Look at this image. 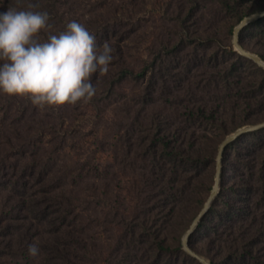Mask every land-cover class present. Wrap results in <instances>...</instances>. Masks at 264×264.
I'll return each instance as SVG.
<instances>
[{
  "label": "trees",
  "instance_id": "1",
  "mask_svg": "<svg viewBox=\"0 0 264 264\" xmlns=\"http://www.w3.org/2000/svg\"><path fill=\"white\" fill-rule=\"evenodd\" d=\"M249 2L220 0L224 15L235 19L224 28L229 36L253 14L240 9ZM63 4L69 3L5 0L0 13L38 5L32 10L46 11L55 29L63 16L66 24L81 23L99 46L108 42L113 49L109 72L92 77L95 94L133 80L141 85L142 107L178 106L182 119L173 124L150 108L142 121L135 114L129 123L130 175L139 158L146 162L144 184L137 189L134 177L131 185L121 184L108 166L95 158L71 157L61 142L50 138L48 132H54L49 127L60 126L58 114L53 117L47 107L26 98L0 95V264H92L94 252L102 254L94 238L92 206L107 199L112 208L110 244L115 253L127 250L116 264H202L182 249L181 238L211 196L220 145L237 130L264 123V69L235 51L233 44L221 43L214 32L204 34L191 25L199 0H188L175 17V40L160 45L138 72L129 67L133 45L143 38L138 20L106 22V13L87 17L77 5ZM240 44L264 61V18L240 33ZM170 58L181 61V72L178 67L167 69ZM42 113L46 121L39 117ZM214 130L223 134L217 136ZM222 165L219 194L188 246L211 264H264V128L230 144ZM137 198L142 201L133 215ZM189 211L188 226L178 230ZM31 244L39 247V256L29 255Z\"/></svg>",
  "mask_w": 264,
  "mask_h": 264
},
{
  "label": "rangeland",
  "instance_id": "2",
  "mask_svg": "<svg viewBox=\"0 0 264 264\" xmlns=\"http://www.w3.org/2000/svg\"><path fill=\"white\" fill-rule=\"evenodd\" d=\"M4 1L0 0V8L3 7L1 5ZM67 1L69 4H63L64 8L70 5H77L78 12L83 13L87 17L99 11L98 14H107L106 22L111 20L112 22L120 21L126 23L127 21L135 22L138 20L140 25H143V28H141L143 38H141L140 42L137 41L134 43L132 51L130 52L129 67L135 72H138L145 64L151 61L153 54L160 48V45H168L175 40L172 34L176 29V25H178L175 17L179 12L182 13L184 11L188 3V0ZM130 2L134 4L128 7L127 5ZM240 9L242 11L253 10L252 15L263 12L264 0H250L248 4H243ZM67 20L63 16L62 19L57 20L58 29L51 27L47 33L58 34L60 31H63L67 25L65 23ZM232 22H235V19L224 15L220 0H199L197 15L191 25H195L196 30L204 34L210 31L214 32L223 44H233L234 37L226 34L224 29L231 25ZM182 66L181 61L180 64L175 63L174 58H170L166 62L167 69H175L178 67L179 72L183 70ZM140 87L141 85L137 82L126 80L115 88L108 86L103 92L95 94L89 102L84 103L82 109H75L72 106H63L61 107L62 110L60 108L47 107L46 113H52L53 117L58 114L57 117L60 118L56 119L60 126L56 123L52 124L49 128L54 132V135L48 132V136L51 138L52 135L56 142H61L63 147H66L69 156L95 158L96 161H99L98 163L103 165L102 167L108 166L109 169L114 171L112 173L113 177L115 176L116 181L121 184L131 185L132 178L134 177L137 183L136 187L139 189L144 184L142 173L144 172L143 168L146 166V162L139 158V162L136 163L137 167H135L136 169L134 168V176L130 175L132 172L129 163L130 155L127 151L128 141L126 137V129L129 123H131L135 114H139V117H141L140 120L145 118L147 113L150 112V108L158 116L163 115L164 117L170 118L169 121L173 124H178V121L182 119L180 115L182 108L178 106L174 107L170 104L156 103L150 108L142 107L138 102ZM0 95L3 99L7 97L4 94ZM5 105L6 103L1 101L2 109L5 108ZM46 113H42L43 116L39 115L44 121H46L44 119ZM48 121L51 122L52 120L48 119ZM63 122L64 125H62ZM213 132L217 136L223 134L222 131L218 132L214 130ZM125 184L123 185L124 187ZM141 198H137L135 200L136 203L132 205L133 215L139 209L137 206L142 201L143 198ZM110 204V200L107 199L105 204L99 203V205L92 206L94 208L93 216L95 219V224H92L94 238H97L98 247L102 252V254L100 252H94L92 264H116L118 257L121 259L127 254L125 248L119 254L117 252L115 253L113 244H110V241H112L110 239L112 225L109 224V220L111 219L110 213L112 212ZM190 217L191 211L186 213L185 217L182 218L178 230H182L188 226ZM116 239L117 237L114 238V243ZM8 261L10 263L13 262L10 259Z\"/></svg>",
  "mask_w": 264,
  "mask_h": 264
},
{
  "label": "clouds",
  "instance_id": "3",
  "mask_svg": "<svg viewBox=\"0 0 264 264\" xmlns=\"http://www.w3.org/2000/svg\"><path fill=\"white\" fill-rule=\"evenodd\" d=\"M9 9L0 13V92L26 98L40 108L87 103L95 95L92 77L107 74L113 60L108 42L99 46L89 30L73 20L58 34L46 11ZM37 257L36 244L28 247Z\"/></svg>",
  "mask_w": 264,
  "mask_h": 264
},
{
  "label": "water",
  "instance_id": "4",
  "mask_svg": "<svg viewBox=\"0 0 264 264\" xmlns=\"http://www.w3.org/2000/svg\"><path fill=\"white\" fill-rule=\"evenodd\" d=\"M263 18H264V11L244 18L242 20V22L234 30L233 45H234L235 51H237L242 56L254 61L258 66H260L261 68L264 69V61L258 55H255L251 52L246 51L240 44V33L251 23L256 22L258 20H261ZM263 128H264V123L256 125V126L243 127L241 129L237 130L235 133L228 136L226 138V140L220 145L219 153H218V159H217V174H216V178H215V185H214V188L211 192V196H210L208 202L206 203L203 211L200 213V215L197 218H195V220L191 224L189 230L184 234V236L181 240L182 249L188 255H191L195 259L199 260L202 264H211V263L208 260H206L205 258H203L200 255H198L197 253H195L192 249L189 248L188 239L191 236V234L193 233V231L196 230V228L198 227V225L201 222V220L203 219V217L209 211L213 201L215 200V198L219 194L222 169H223L222 160H223L224 152L227 149V147L230 144H232L233 142H235L240 136L247 134V133H251V132L261 130Z\"/></svg>",
  "mask_w": 264,
  "mask_h": 264
}]
</instances>
